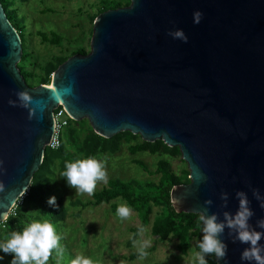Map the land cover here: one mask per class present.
I'll return each mask as SVG.
<instances>
[{
	"label": "water",
	"instance_id": "1",
	"mask_svg": "<svg viewBox=\"0 0 264 264\" xmlns=\"http://www.w3.org/2000/svg\"><path fill=\"white\" fill-rule=\"evenodd\" d=\"M176 29L187 42L168 35ZM86 45L54 70L50 85L29 86L18 67L20 36L0 3V221L41 164L61 104L102 137L129 131L177 146L190 179L171 188L177 212L198 214L210 199L209 214L223 222L241 190L254 212L250 226L264 231L253 194L264 198V0H129L90 22ZM17 90L46 102L43 111L30 119L27 108L10 105ZM234 236L225 227L220 238L228 264H241L247 245Z\"/></svg>",
	"mask_w": 264,
	"mask_h": 264
},
{
	"label": "rangeland",
	"instance_id": "2",
	"mask_svg": "<svg viewBox=\"0 0 264 264\" xmlns=\"http://www.w3.org/2000/svg\"><path fill=\"white\" fill-rule=\"evenodd\" d=\"M99 1L25 0L20 3L21 9L24 11V24L26 27L22 31L24 36L21 46H24L29 53L25 65L31 72L32 85L30 86H35L37 75L44 76L43 66L46 60L55 56L69 55L77 47H82L87 51L86 40L91 21L85 13L78 15L76 8L81 7L84 11L92 13L95 11L93 5ZM122 1L126 2L127 0ZM45 7L51 10H43ZM51 31L60 36L59 43L44 41L38 35V33L43 32L48 38H51ZM18 64H20V60ZM53 73L54 71L49 76L48 85L51 84ZM72 126L80 143L68 145L63 138L62 143L67 151V156L74 161L87 158L85 152L90 144L87 136L91 126L86 118L73 120ZM143 141L139 134H133L129 140L123 135L120 137L115 150H96L92 157L103 160L108 180L115 178L123 181L137 179L156 182L159 174L154 170L158 156L147 151L131 153L128 149L129 145ZM135 160L141 161L146 170L137 165ZM170 164L177 174H183L185 171L189 172L186 162L180 155L170 159ZM63 170L61 158L52 155L40 173L44 194L47 196H60L65 209L63 220L53 223L57 233L61 236L59 243L63 253L58 255L57 251L53 249L47 264H71V260L77 255L90 258L93 264H154L155 262L187 264L191 254L196 251L195 239L191 240L187 252L182 254L177 249L176 238L167 237L161 240L151 233V221L160 210L159 208H152L149 222L140 227L145 231L141 233L139 229L135 237H133L131 229L139 226L140 221L136 212L130 208L129 217L121 219L113 210L114 206L117 208L118 205L125 204L121 200L88 206L77 217L74 214L75 208L71 205V202L76 199L89 200L91 194L78 193L75 189L67 186L64 178H56ZM53 178L56 179L53 180ZM187 178L189 179L188 175ZM105 184L97 182L95 190H99ZM44 220L47 219L40 214H31L29 222ZM143 239H149L151 244L150 247L145 249L147 255L140 259L137 255L139 253L138 242ZM134 254L137 256L132 257ZM0 255L4 256L0 263L9 264L12 254L0 253Z\"/></svg>",
	"mask_w": 264,
	"mask_h": 264
},
{
	"label": "trees",
	"instance_id": "3",
	"mask_svg": "<svg viewBox=\"0 0 264 264\" xmlns=\"http://www.w3.org/2000/svg\"><path fill=\"white\" fill-rule=\"evenodd\" d=\"M25 0H0V3L5 11V14L16 29L20 36L21 44L23 43V33L25 27L24 11L21 9L20 3ZM129 4V0L123 2L122 0H100L93 5L95 11H84L81 7L76 8L78 15L86 14L91 23L95 17L102 11L109 8H116ZM45 11H50L48 7L43 8ZM51 38L40 32L38 35L44 41L59 43L60 36L55 32H50ZM75 53L85 54L82 47H77L70 52L69 55L55 56L52 59L46 60L43 66L44 76L37 75L35 80V86L38 84H49L50 74L69 56ZM28 55L26 48L22 46V54L20 58V64H18L20 73L22 74L25 82L30 86L31 72L25 65L28 61ZM71 123L65 128L63 138L68 145L80 143L76 137V132ZM125 136L129 140L133 134L129 131H121L109 138L102 137L96 134L91 128L89 129L87 140L90 143L88 149L85 152L87 157H92L96 150L99 151H113L117 148L120 137ZM63 138L60 146L55 149L46 148L42 158V162L38 169L33 173L31 182L29 184L28 195L24 199L22 206L17 208L14 215H9L7 219L0 223V242L3 239L9 238L13 231H19L30 222L31 214H40L51 223H57L63 220L65 216V209L62 205V200L56 197V206L47 204V195L44 194L42 187L43 181L41 180V171L44 169L46 162L50 156L56 155L61 158V166L64 169L65 162H74L73 159L67 156V151L63 147ZM87 143V142H86ZM129 151L136 153L139 151H147L150 154L158 156L155 165V172L159 174L158 180L154 181H140L137 179H131L123 181L119 179H109L107 183L99 190L93 191L91 199L80 200L76 199L71 202V205L75 208V215L80 216L81 211L88 206H96L102 203H109L114 200L123 201L129 208L136 212L139 218V226L131 229L133 237L137 234L140 227L146 225L149 222V215L152 208H159L160 210L155 214L151 221V233L156 235L159 239L163 240L167 237H174L177 239V249L182 254H185L190 246L192 239L198 240L201 236L200 222L198 220V214L190 212H177L170 201V191L175 185L181 183H188L189 179L187 175L189 172L185 171L183 174H177L173 171L170 159L180 155V151L177 146H167L162 140H155L154 142L143 141L141 143H134L129 145ZM135 163L146 170L144 164L135 160ZM116 207H113L115 211ZM195 250L198 249L195 246ZM139 255V253L137 254ZM136 254L132 257H136ZM208 264H216L214 257H206ZM2 264V263H0ZM154 264H164L161 262H155Z\"/></svg>",
	"mask_w": 264,
	"mask_h": 264
},
{
	"label": "clouds",
	"instance_id": "4",
	"mask_svg": "<svg viewBox=\"0 0 264 264\" xmlns=\"http://www.w3.org/2000/svg\"><path fill=\"white\" fill-rule=\"evenodd\" d=\"M203 13L199 10L193 12V23H199ZM173 39L179 38L183 42H187V36L181 29L169 31ZM70 90L63 89L64 93ZM16 99H8V103L13 106L27 108L29 118L31 119L34 112L38 109L43 111L46 102L33 100V97L25 90L15 91ZM53 99L57 98V94L53 93ZM64 178L69 188L75 189L78 193L92 194L97 186V182L107 183L108 176L105 170L103 160H98L95 157H87L77 159L74 162H65L64 170L61 171L56 178ZM56 178H53L56 179ZM201 179H204L201 176ZM3 185L0 184V191H3ZM253 194L260 201V206L264 208V198L260 193L253 189ZM226 192H221V200L227 203ZM235 196L238 200V206L233 214L224 213L223 222L218 221L215 213L209 214L207 205L212 201L206 199L204 207L198 210V220L200 222V238L196 240L195 246L197 251L191 254V258L187 264H208L206 257H214L216 260H222L223 264H228L227 246L220 238L225 227L234 232V239L241 244L247 245L240 253L241 264H264V231L253 229L249 220L254 215L250 207V201L247 194L241 190H237ZM47 204L56 206L55 195L47 197ZM116 215L121 219H126L130 215V208L126 204H120L115 209ZM257 226L264 229V218L257 221ZM145 230L140 229L143 233ZM61 236L57 233L53 223L44 221H33L27 224L19 231H13L9 238L0 242V253L12 254L9 264H47V261L52 254L53 249L58 255L63 253L60 246ZM151 241L143 239L138 242L139 258L143 259L147 255L145 249L150 247ZM4 256L0 255V260ZM71 264H93L92 260L83 255H77L71 260Z\"/></svg>",
	"mask_w": 264,
	"mask_h": 264
},
{
	"label": "built area",
	"instance_id": "5",
	"mask_svg": "<svg viewBox=\"0 0 264 264\" xmlns=\"http://www.w3.org/2000/svg\"><path fill=\"white\" fill-rule=\"evenodd\" d=\"M52 117H53V130H52L50 140L46 144V148L55 150L61 144L65 128L71 123V120L73 119L71 118V116L67 113V111L61 104H58L53 109ZM28 191H29V187H27L25 190H23L22 193H20L17 196V198L15 199V202L10 207L7 215L5 216L3 220L0 221V223L4 222L9 215L15 214L17 208L22 206V204L24 203V199L28 195Z\"/></svg>",
	"mask_w": 264,
	"mask_h": 264
}]
</instances>
